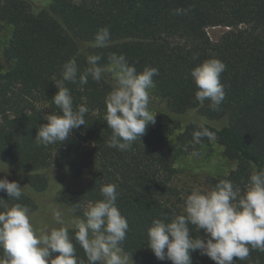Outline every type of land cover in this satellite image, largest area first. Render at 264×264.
<instances>
[{
    "label": "trees",
    "instance_id": "1",
    "mask_svg": "<svg viewBox=\"0 0 264 264\" xmlns=\"http://www.w3.org/2000/svg\"><path fill=\"white\" fill-rule=\"evenodd\" d=\"M177 9L186 11L177 14ZM0 24L12 28L3 51L5 65L0 62V164L13 171L21 187L27 185L18 201L0 192V211L15 203L36 211L37 196L50 186L48 169L63 162L73 180L85 172L90 176L85 190L58 193L70 208L79 205L77 217L83 218L89 203L103 199V185L115 184L117 207L129 223L124 250L134 264H172L158 260L148 248V229L154 219L183 214L186 198L171 185L175 162L213 140L205 137L195 144L193 132L199 123L191 121L182 129V116L195 111L208 121L224 122L221 127L203 125L237 167L227 176L207 178L209 190L229 179L243 191L253 168L264 167V0H0ZM104 27L110 30V44L96 48L95 35ZM213 27L228 29L216 43L207 32ZM111 53L125 55L138 72L158 68L153 79L166 110H158L157 126L128 151L108 147L112 130L104 121L105 97L113 79L105 73L100 82L91 77L86 85L65 82L74 106L88 107L86 124L65 142L38 144L35 138L46 123L44 117L60 114L52 98L63 65L75 58L84 71L87 56L100 55L99 64L106 66ZM210 58L226 64L221 75L226 98L219 110H212L207 100L203 105L196 101L198 89L190 75ZM163 117L173 124L168 135ZM177 130L171 143L169 136ZM189 227L194 238L205 235ZM69 235L78 259L87 264L74 228ZM202 257L199 250L193 252V264H202ZM233 259L235 264H264V252L251 250L246 260Z\"/></svg>",
    "mask_w": 264,
    "mask_h": 264
},
{
    "label": "clouds",
    "instance_id": "2",
    "mask_svg": "<svg viewBox=\"0 0 264 264\" xmlns=\"http://www.w3.org/2000/svg\"><path fill=\"white\" fill-rule=\"evenodd\" d=\"M185 11L177 9L176 13ZM110 39L109 28H101L93 46L106 48ZM101 59L100 55L87 56L88 66L84 71L75 58L63 65L61 78L55 81L58 91L52 98L60 114L44 117L46 123L38 127L35 138L38 144L65 142L75 129L86 124L89 109L84 104L74 106L65 82L86 85L89 77L100 82L107 72L113 76L111 91L105 97L104 121L112 130L108 147L128 151L137 139L142 140L147 126L155 124L156 115L149 106L158 68L145 67L138 72L123 54L111 53L106 66L99 64ZM225 70L226 64L217 58L207 59L191 70L199 104L207 100L212 110H219L226 98L225 85L221 82ZM205 137L212 140L215 134L198 124L193 132L194 143H201ZM191 155L198 156L199 152L193 151ZM26 186L9 181L7 176L0 178V192H6L9 199L18 201ZM100 191L103 199L89 203L83 218L74 216L71 224H66L65 213L53 206L52 218L59 227L37 229L30 208L21 203L0 211V249L3 250L0 264H84L76 255L70 227L75 229V242L84 250L87 264H134L132 256L122 247L129 223L117 207V186L106 184ZM76 207L79 205L69 211L74 214ZM189 225L199 232L203 230L205 235L194 238ZM148 248L158 260H169L172 264H193L192 253L197 250L215 264H235L234 257L244 261L251 250L264 252V167L253 168L243 191L229 179L219 180L211 190L193 188L185 199L183 214L153 220L148 229ZM54 253L59 255L53 256Z\"/></svg>",
    "mask_w": 264,
    "mask_h": 264
},
{
    "label": "rangeland",
    "instance_id": "3",
    "mask_svg": "<svg viewBox=\"0 0 264 264\" xmlns=\"http://www.w3.org/2000/svg\"><path fill=\"white\" fill-rule=\"evenodd\" d=\"M228 31L224 27H213L207 30L210 39L216 43L220 41L222 36ZM12 34V28L10 26L0 24V62L5 65V59L3 56L4 48L6 47ZM107 74L113 79L110 72ZM150 110L153 115H156L155 124H149L146 128V132L155 128L158 123V110H166V103L161 100L156 94L155 87L150 90ZM197 122L199 124L209 123L215 127H221L224 122H212L204 118L199 117L195 111H190L189 113L182 116V129L191 122ZM163 130L166 135L169 130L173 127L170 119L163 117L161 120ZM180 130L175 131L172 136H169L170 142L175 141L176 136L179 134ZM198 156L187 155L182 156L175 162L176 175L171 183L173 190L181 193L184 198L191 194L193 188H199L202 191L209 190L207 183V178L209 177H222L229 175L230 172L236 169L237 162L228 160L224 155V147L220 145L216 140H212L210 143L202 145L199 150ZM0 173L5 176L10 175L15 181L18 178L13 173V171L3 164H0ZM47 176L50 179V186L48 190L37 196L38 209L31 212L33 215V223L37 229H45L52 227H59L55 224L52 218V207L56 206L65 213L64 219L66 224H71L75 214L70 212L71 209L69 205L63 203L58 199V193L61 190L68 191H80L85 190L89 184L90 176L85 172L80 178L72 179L68 174L66 164L63 162H55L52 164L50 169L47 171ZM72 228V227H70ZM202 264H215V261L211 260L207 255H203L201 258ZM131 264V262H130ZM136 264V263H135Z\"/></svg>",
    "mask_w": 264,
    "mask_h": 264
}]
</instances>
